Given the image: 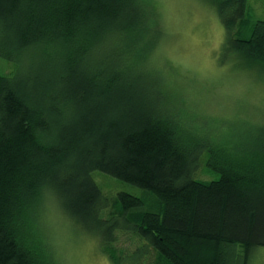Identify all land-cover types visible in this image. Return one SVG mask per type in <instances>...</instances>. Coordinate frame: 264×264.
Returning <instances> with one entry per match:
<instances>
[{
    "label": "clouds",
    "instance_id": "9594fccd",
    "mask_svg": "<svg viewBox=\"0 0 264 264\" xmlns=\"http://www.w3.org/2000/svg\"><path fill=\"white\" fill-rule=\"evenodd\" d=\"M66 7L64 0L0 5L7 56L0 63L14 67L13 91L31 112L37 146L63 147L71 132L77 143L102 146L107 135L111 145L117 129L146 110L244 160L264 180V66L238 53L224 62L195 50L173 58L176 35L198 18L194 10L211 13L206 0H132L134 11H88L71 21ZM22 207L17 239L35 264H112L55 179H39ZM248 264H264V245Z\"/></svg>",
    "mask_w": 264,
    "mask_h": 264
},
{
    "label": "trees",
    "instance_id": "16d2710c",
    "mask_svg": "<svg viewBox=\"0 0 264 264\" xmlns=\"http://www.w3.org/2000/svg\"><path fill=\"white\" fill-rule=\"evenodd\" d=\"M207 1L217 10L229 50L264 65V20L246 31L248 0ZM64 3L68 21L114 7L134 11L132 0ZM14 75V67L0 73V264H35L18 243V222L25 196L45 176L101 236L113 264H248L253 247L264 245V180L256 181L244 160L228 158L171 118L146 110L125 122L124 131L117 129L111 145L107 135L102 146L77 143L71 132L63 147L45 151L34 142L30 110L13 91ZM202 166L220 177L196 178ZM95 172L149 191L152 202L124 190L105 194ZM124 239L133 248L122 245Z\"/></svg>",
    "mask_w": 264,
    "mask_h": 264
},
{
    "label": "rangeland",
    "instance_id": "374dc122",
    "mask_svg": "<svg viewBox=\"0 0 264 264\" xmlns=\"http://www.w3.org/2000/svg\"><path fill=\"white\" fill-rule=\"evenodd\" d=\"M206 2L209 4L207 0ZM209 6L211 8L210 14H201L197 10H194L193 15L198 18L193 19L190 24H188L176 35L174 39V48L176 49L173 55L174 59L178 58L183 53L195 50L206 59L215 57L218 61L224 62L228 60L233 53H236L229 50L227 45H225L226 34L224 26L219 19V15L215 7L211 4H209ZM246 18L248 24L246 31L250 32V27H252L256 21L264 20V0H248ZM257 63L264 66L259 62ZM12 68L13 66H11V69ZM11 69L9 64L0 63V73H9ZM197 175L198 176H196V178L204 181H210L220 177V174L210 168H207L206 166H202ZM93 177L103 192L107 195L116 191L118 192L124 190L146 199L149 203L152 202L151 196L148 195L149 191L139 186L119 181L116 178L101 172H95ZM121 244L125 245L129 249L133 248V243L130 239H124ZM258 246L262 245L254 246L251 253Z\"/></svg>",
    "mask_w": 264,
    "mask_h": 264
}]
</instances>
